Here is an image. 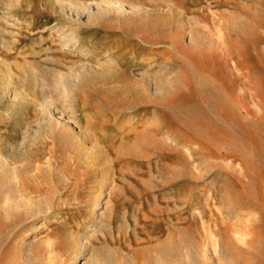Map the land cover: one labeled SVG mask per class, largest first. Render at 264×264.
<instances>
[{
  "label": "rangeland",
  "instance_id": "374dc122",
  "mask_svg": "<svg viewBox=\"0 0 264 264\" xmlns=\"http://www.w3.org/2000/svg\"><path fill=\"white\" fill-rule=\"evenodd\" d=\"M84 238L74 264H264V0H0V264Z\"/></svg>",
  "mask_w": 264,
  "mask_h": 264
},
{
  "label": "bare ground",
  "instance_id": "6f19581e",
  "mask_svg": "<svg viewBox=\"0 0 264 264\" xmlns=\"http://www.w3.org/2000/svg\"><path fill=\"white\" fill-rule=\"evenodd\" d=\"M67 5H68V7H66V8L64 7L63 8L61 15H69L70 17H74V19H76L78 21L81 20V18H84L86 21L93 20L94 18H96V14L93 13L92 11L84 10L81 7L76 6V5L75 6H72V7L70 6L71 4H67ZM109 7H111V5H108L107 6V8H109ZM98 9H100V8L98 7L97 10ZM125 10H129V11L133 12V11H138V8L137 9L136 8H132V7L126 8L124 6L118 5L116 12L119 15H122L123 12L124 13L126 12ZM73 47L74 48H77L75 45H73ZM96 70H99V69H96ZM96 70H95V72H96ZM97 72L99 74H103V72H101V71H97ZM57 76H59V75H57ZM12 98L15 100L16 97L13 96ZM40 111H41V109H40ZM42 111H43V115L45 114L44 116H46V118H47V122H48L49 126H51L53 128V130L60 131L61 129H63L68 124L67 119H66L67 117L65 116L66 117L65 118L62 115V113H60L59 111L55 110L53 108V106L49 102H45L44 103L43 110ZM13 174H14V172H13ZM12 182H13V185H14V189L16 190V196L18 198L22 199L23 197H22V194H21V188H20L19 181L17 180L16 177L13 176L12 177ZM14 198H15V195H14ZM99 204H100V202L98 200H96V202L94 204H92L93 206L91 208L92 210H91L90 219H93L95 217L96 207L98 209L99 206H100ZM35 212H36V215H37L36 218H35L36 224L35 225H32L31 227H29L28 231H26L24 233L25 241H27V240L32 241L35 238V236H36L35 234L38 233L41 230V223H42V221H45L43 217H45L44 215H47V212L46 211L45 212H42L40 210H36ZM83 240L85 241L86 239L85 238L84 239H79L78 242H75L74 243L75 245L74 244L72 245V248H74V250L72 252V256H71V259H73L72 260L73 261L72 264L76 263V261H78V259L82 257V254L84 252H86L84 249L87 248L85 246V243L87 241L84 242ZM30 241L28 243H26V244L24 243V246L30 247L31 246V242ZM20 245H22V244H20ZM89 259L90 260H88L87 262L90 263L92 261L91 260V257H89Z\"/></svg>",
  "mask_w": 264,
  "mask_h": 264
}]
</instances>
